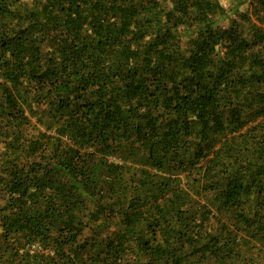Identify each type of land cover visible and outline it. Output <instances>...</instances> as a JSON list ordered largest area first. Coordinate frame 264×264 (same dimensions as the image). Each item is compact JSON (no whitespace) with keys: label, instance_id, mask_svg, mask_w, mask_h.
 Listing matches in <instances>:
<instances>
[{"label":"trees","instance_id":"16d2710c","mask_svg":"<svg viewBox=\"0 0 264 264\" xmlns=\"http://www.w3.org/2000/svg\"><path fill=\"white\" fill-rule=\"evenodd\" d=\"M233 2L0 0V264H264V0Z\"/></svg>","mask_w":264,"mask_h":264},{"label":"rangeland","instance_id":"374dc122","mask_svg":"<svg viewBox=\"0 0 264 264\" xmlns=\"http://www.w3.org/2000/svg\"><path fill=\"white\" fill-rule=\"evenodd\" d=\"M223 5L224 7H226L227 9L231 8V6H233L234 2L233 0H219ZM250 9V6L248 4H245L243 6H241L239 8V11L240 12H247V10ZM236 20L238 22H241V19L238 17V15L236 13H232L231 16L229 18H225L223 20L220 21V24L221 25H224V26H228V24L230 23L231 20ZM243 28L245 29L246 28V25H243ZM32 133H36L35 131H32ZM90 233V231L88 230L85 235L87 236L88 234Z\"/></svg>","mask_w":264,"mask_h":264}]
</instances>
